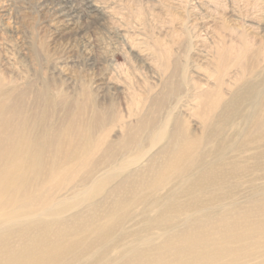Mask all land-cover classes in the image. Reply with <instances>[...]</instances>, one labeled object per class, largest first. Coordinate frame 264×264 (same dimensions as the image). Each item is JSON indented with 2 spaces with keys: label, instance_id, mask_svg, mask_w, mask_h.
Masks as SVG:
<instances>
[{
  "label": "rangeland",
  "instance_id": "obj_1",
  "mask_svg": "<svg viewBox=\"0 0 264 264\" xmlns=\"http://www.w3.org/2000/svg\"><path fill=\"white\" fill-rule=\"evenodd\" d=\"M92 1L108 17L64 25L59 0H0V100L31 152L18 196L37 191L21 213L47 204L26 223L81 248L46 264H135L187 225L264 203V0ZM209 81L222 85L210 115L179 98Z\"/></svg>",
  "mask_w": 264,
  "mask_h": 264
},
{
  "label": "bare ground",
  "instance_id": "obj_2",
  "mask_svg": "<svg viewBox=\"0 0 264 264\" xmlns=\"http://www.w3.org/2000/svg\"><path fill=\"white\" fill-rule=\"evenodd\" d=\"M72 1L59 0L58 2L59 17L62 18L61 23L64 25L75 23L78 11H83L84 17L99 13L108 17L107 12L102 10L103 7L92 0H78L81 3L80 10L69 8L68 4ZM62 3L67 4L68 8L65 9L66 5ZM208 57L206 64L212 68L209 72L210 76L217 77L216 74L221 72L222 65L227 58V51H218L214 58ZM244 68L242 65L241 74L243 76L246 75V72H243ZM207 85L209 86L197 84L191 88V91H188L189 93L181 91L178 93L179 98H183V94H188L196 108L210 115L212 108L221 106L219 103L222 97V85L220 83L210 84V81ZM16 111L15 102L0 100V264H46L45 261L51 259L53 254L57 255L58 261H71V258L76 256L81 249L72 248L76 241L71 240V244L63 241L62 233L55 230L58 226L54 223H46L44 228L35 227L34 229L30 228L32 223H26L45 220L43 215L50 213L47 204L43 205L41 211L34 214L21 213L25 202L37 197V191H24L18 196L19 188L16 178L20 176L23 179V176H27L31 157L23 156L31 152L28 139L23 138L25 133L17 126ZM131 117L133 113L128 116V118ZM126 124L128 123H123L122 127ZM24 140H26V149H18ZM181 143L191 145L193 141L187 139ZM186 150L180 147L179 152L174 155L168 165L182 160L183 158L179 157L187 154ZM22 186L26 188L25 183ZM26 190L29 189L26 188ZM200 208L205 210V213L211 209L207 205ZM262 213H264V203L259 209L233 211L231 217H221L217 226L209 223H200L194 227L187 225L166 238L155 251L140 252L134 263L264 264ZM8 230H15L16 241L9 243ZM66 247L72 249L60 251ZM126 254L124 251L121 253V255Z\"/></svg>",
  "mask_w": 264,
  "mask_h": 264
}]
</instances>
